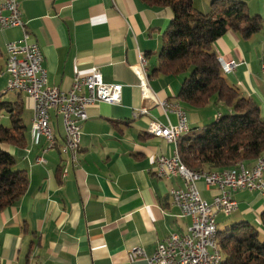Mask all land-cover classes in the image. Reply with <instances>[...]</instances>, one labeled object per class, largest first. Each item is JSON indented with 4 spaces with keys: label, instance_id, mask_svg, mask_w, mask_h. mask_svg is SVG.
Returning <instances> with one entry per match:
<instances>
[{
    "label": "crops",
    "instance_id": "obj_1",
    "mask_svg": "<svg viewBox=\"0 0 264 264\" xmlns=\"http://www.w3.org/2000/svg\"><path fill=\"white\" fill-rule=\"evenodd\" d=\"M211 1L201 0L196 10L207 14ZM236 1L246 4L249 15L260 17L262 29L249 38L228 30L213 49L218 60L237 63L223 77L258 105L263 118L264 0ZM19 4L30 38L42 52L50 86L68 91L76 75H86L95 66L104 82L122 89L119 104L88 107L74 160L71 156L74 164L61 152L64 133L53 110L49 115L54 147L43 155L45 165L35 163L46 142L40 138L38 145L33 144L32 104L24 94L19 98L27 115V125L22 118L26 147L3 148L15 158V168L25 173L28 185L16 203L0 212V264H147L143 258L132 259L130 252L139 249L150 257L162 239L187 234L191 219L181 215L168 195L182 182L161 180L152 172L154 158L172 157L175 146L152 136L147 127L151 121L175 125L177 117L143 101L139 79L130 67L140 54L145 57L141 81L159 101L180 105L189 130L223 114L213 112L209 118V111L179 103L183 76L152 74L172 19L169 8L151 7L141 0H19ZM21 36L19 28L0 31V79L9 78L5 45ZM143 105L146 114L134 119L133 111ZM197 189L209 203L218 192L202 181ZM233 198L238 210L232 217L217 215V231L237 223L259 229L264 192L240 190Z\"/></svg>",
    "mask_w": 264,
    "mask_h": 264
},
{
    "label": "trees",
    "instance_id": "obj_2",
    "mask_svg": "<svg viewBox=\"0 0 264 264\" xmlns=\"http://www.w3.org/2000/svg\"><path fill=\"white\" fill-rule=\"evenodd\" d=\"M141 1L172 13L152 74L183 76L176 99L190 109H204L214 99L230 110L179 137L181 162L193 172L209 173L255 163L264 155V117L253 100L226 82L213 45L228 30L251 37L262 29L260 17L249 15L246 4L236 0H212L207 14L197 11L193 0ZM23 111L19 97L14 102L0 101V112L9 121L8 126L0 124V212L16 203L28 185L25 173L15 168V158L3 148L26 147ZM259 221V229L237 223L217 231L221 264H264V210Z\"/></svg>",
    "mask_w": 264,
    "mask_h": 264
},
{
    "label": "built area",
    "instance_id": "obj_3",
    "mask_svg": "<svg viewBox=\"0 0 264 264\" xmlns=\"http://www.w3.org/2000/svg\"><path fill=\"white\" fill-rule=\"evenodd\" d=\"M19 28L21 39L5 45L7 53V91L22 89L27 93L32 104L31 131L33 144L38 145L44 138L46 145L35 163L45 165L43 155L51 151L48 139L50 118H46V110H53L60 117L63 128V144L61 152H67L72 164L71 148H79L81 125L87 120V109L98 103L117 105L121 100V85L103 81L97 67H92L86 75H76L68 91L59 90L48 83L47 71L43 68V55L36 42L32 41L21 19L19 0H2L0 4V31ZM223 74L232 72L235 61L218 60ZM146 59L138 56V63L131 70L139 79V90L143 101L162 108L164 113L173 112L177 124L165 126L151 121L147 129L157 131V138L170 143L172 137L190 126L187 114L181 111L178 104L159 101L142 85L141 74L145 73ZM147 107L141 106L133 111L134 119L146 114ZM153 174L161 180L179 179L181 188H171L168 192L171 203L177 207L182 216L191 219V226L185 235L171 234L159 241L154 253L147 257L143 251L134 249L130 252L132 259L143 258L147 264H209L214 259L209 252V238L212 229L217 226L219 214L230 216L238 210V203L233 194L240 190L264 192V162L259 167L239 169L226 176L204 173L190 175L184 173L182 167L176 165V159L158 155L153 160ZM202 181L207 187L218 191L209 203L201 198L197 182Z\"/></svg>",
    "mask_w": 264,
    "mask_h": 264
},
{
    "label": "bare ground",
    "instance_id": "obj_4",
    "mask_svg": "<svg viewBox=\"0 0 264 264\" xmlns=\"http://www.w3.org/2000/svg\"><path fill=\"white\" fill-rule=\"evenodd\" d=\"M6 63H7V53H6ZM142 85H147V83H146L145 80L142 82ZM10 92L24 94V95L27 96V93L26 92H23L22 89H14V91H10ZM50 111L51 110H46V118H50V115H49ZM133 118H134V116H133ZM188 130H189L188 127L183 128L182 130H180L178 132V134L176 135V137H172L171 140H170V144H172V145L174 144V146H175V151H174V153H173V155H172L171 158L172 159H176V165L179 166V167H182L183 170H184V173H186V174H190V175H202L204 173H208V174H218V176H226V174H228V173H234V172L238 171L239 169L259 167L264 162V155H263L251 167H246L243 164H238L233 169L226 170V171L219 172V173L218 172H211V173H209V172H206V171L193 172V171L189 170L181 162L180 157H179V154H178V151H177V142H178V139L180 137V134H182V133H188ZM149 131H150V133H151L152 136H154L155 138H157V131H154L152 129H149ZM48 139L51 142V149H52L54 147L55 140H54V137H53V133H52L50 124H49V131H48ZM77 151H78V148H71V156H72L73 160H74V156H75V154H76ZM65 153H67V152H65ZM65 173H66V171H63V174H65ZM209 252H213L214 255H215L214 259L211 260V262L209 264H221L223 258H222V255L220 254L219 250H218V245H217V226H215V229H212V231L210 233V238H209Z\"/></svg>",
    "mask_w": 264,
    "mask_h": 264
},
{
    "label": "rangeland",
    "instance_id": "obj_5",
    "mask_svg": "<svg viewBox=\"0 0 264 264\" xmlns=\"http://www.w3.org/2000/svg\"><path fill=\"white\" fill-rule=\"evenodd\" d=\"M200 1L201 0H194L195 5L193 7L197 10H200V9H198ZM196 5L198 6V8ZM209 11H210V5L208 7V12ZM7 81H8V79H0V101L14 102V101L18 100V97L24 99L23 94L17 95L16 93L7 91ZM214 102H216V101H214ZM214 102H210L211 104L204 108V112L205 111L210 112L209 118L212 117L213 112H217V114H223V115L226 114V112L228 111V108L224 105H221V106L220 105H214L213 104ZM22 118H23L24 123L27 125V115L25 116L24 111L22 114ZM0 124L3 126H8V124H9L7 115L5 113H2V112H0ZM231 217H232V215H231ZM251 220H253V218H251Z\"/></svg>",
    "mask_w": 264,
    "mask_h": 264
}]
</instances>
